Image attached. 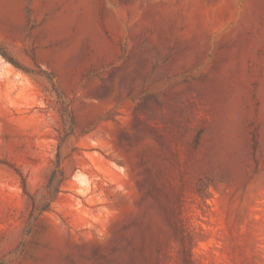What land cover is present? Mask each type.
<instances>
[{
  "label": "rangeland",
  "instance_id": "rangeland-1",
  "mask_svg": "<svg viewBox=\"0 0 264 264\" xmlns=\"http://www.w3.org/2000/svg\"><path fill=\"white\" fill-rule=\"evenodd\" d=\"M0 264H264V0H0Z\"/></svg>",
  "mask_w": 264,
  "mask_h": 264
}]
</instances>
